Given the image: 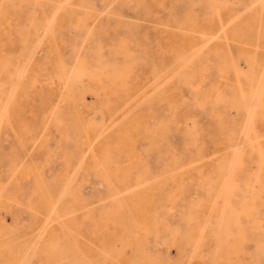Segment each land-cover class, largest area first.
I'll use <instances>...</instances> for the list:
<instances>
[{
	"label": "rangeland",
	"instance_id": "374dc122",
	"mask_svg": "<svg viewBox=\"0 0 264 264\" xmlns=\"http://www.w3.org/2000/svg\"><path fill=\"white\" fill-rule=\"evenodd\" d=\"M259 156L264 0H0V264H264Z\"/></svg>",
	"mask_w": 264,
	"mask_h": 264
},
{
	"label": "bare ground",
	"instance_id": "6f19581e",
	"mask_svg": "<svg viewBox=\"0 0 264 264\" xmlns=\"http://www.w3.org/2000/svg\"><path fill=\"white\" fill-rule=\"evenodd\" d=\"M68 1H69V0H68ZM66 4H67V2H66ZM61 7H62V6H61ZM55 14H56V13H55ZM54 18H55V17H54ZM51 21H52V20H51ZM183 22H184V21H183ZM185 23H186V22H185ZM77 25H78V24H77ZM186 25H187V23H186ZM186 25H184V26H186ZM187 26H188V25H187ZM164 27H165V26H164ZM186 29H187V28H186ZM188 29H190V28H188ZM188 29H187V30H188ZM184 32H185V31H184ZM205 32H206V31H205ZM187 33H188V32H187ZM191 34H192V33H191ZM193 34H194V33H193ZM196 35H197V34H196ZM200 35H201V34H200ZM200 35H199V36H200ZM209 36H210V35H209ZM209 36H207V37H209ZM201 37H202V36H201ZM205 38H206V37H205ZM205 38H204V39H205ZM210 38H211V37H210ZM215 39H216V38H215ZM218 39H219V38H218ZM200 41H201V40H200ZM210 42H211V41H210ZM205 43H206V42H205ZM199 49H200V48H199ZM204 49H205V48H204ZM197 51H198V50H197ZM202 51H203V50H202ZM212 53H213V52H212ZM199 54H200V52H198V55H199ZM185 55H186V54H185ZM208 55H209V54H208ZM209 56H210V55H209ZM100 59H101V58H100ZM189 59H190V58H189ZM211 59H212V57H211ZM230 59H231V58H230ZM190 60H191V59H190ZM231 60H232V59H231ZM28 62H29V61H28ZM211 62H212V61H211ZM211 62H210V63H211ZM232 62H233V60H232ZM184 63H185V62H184ZM232 66H233V65H232ZM234 66H235V65H234ZM234 66H233V67H234ZM253 66H254V65H253ZM186 69H188V68H186ZM244 69H245V68H244ZM118 70H119V69H118ZM205 70H206V69H205ZM235 70H236V69H235ZM184 71H185V70H184ZM192 72H193V71H192ZM200 72H201V71H200ZM204 72H205V71H204ZM186 73H187V72H186ZM18 74H19V73H18ZM199 74H200V73H198L197 75H199ZM201 74H202V73H201ZM236 74H237V73H236ZM104 75H105V74H104ZM209 75H210V74H209ZM206 76H207V73H206ZM196 77H197V76H196ZM196 77H195V78H196ZM200 77H201V76H200ZM200 77H199V78H200ZM203 77H204V75H203ZM199 78H198V79H199ZM213 78H214V77H213ZM218 78H219V77H218ZM183 79H184V78H183ZM190 79H191V78H190ZM196 79H197V78H196ZM203 79H204V78H203ZM203 79H202V80H203ZM202 80H201V81H202ZM199 82H200V81H199ZM153 83H154V82H153ZM212 83H213V82H212ZM214 83H216V81H214ZM192 84H193V83H192ZM192 84H191V85H192ZM193 85H194V84H193ZM193 85H192V86H193ZM239 85H240V84H239ZM181 86H182V85H181ZM238 87H239V86H238ZM217 88H218V86H217ZM262 88H263V87H262ZM179 89H180V87H179ZM181 89H182V88H181ZM204 89H205V88H204ZM182 90H183V89H182ZM240 90H241V89H240ZM192 91H193V90H192ZM195 91H196V90H195ZM190 92H191V91H190ZM194 93H195V92H194ZM200 93H201V92H200ZM241 93H242V90H241ZM196 94H197V93H196ZM201 94H202V93H201ZM207 94H208V93H207ZM205 95H206V93H205ZM226 95H228V94H226ZM226 95H225V96H226ZM189 96H190V95H189ZM199 96H200V95H199ZM199 96H198V97H199ZM207 96H208V95H207ZM242 96H243V95H242ZM180 97H181V96H180ZM182 97H183V96H182ZM202 98H203V97H202ZM225 98H226V97H225ZM260 98H261V97H260ZM182 99H183V98H182ZM185 99H186V98H185ZM185 99H184V100H185ZM197 99H198V98H197ZM208 99H209V98H208ZM202 100H203V99H202ZM194 101H196V100H194ZM9 102H10V101H9ZM183 102H184V101H183ZM187 102H188V101H187ZM196 102H197V101H196ZM201 102L203 103V101H201ZM205 102H206V101H205ZM228 102H229V101H228ZM185 103H186V101H185ZM185 103H184V104H185ZM214 103H215V102H214ZM218 103H219V102H218ZM220 103H221V102H220ZM220 103H219V104H220ZM244 103H245V101H244ZM192 104H193V103H192ZM198 104H199V103H198ZM204 104H205V103H204ZM190 105H191V104H190ZM191 106H192V105H191ZM191 106H189V107H191ZM202 106H203V104H202ZM228 106H229V105H228ZM230 106H231V105H230ZM232 106H233V105H232ZM193 107H194V106H193ZM195 107H196V106H195ZM195 107H194L193 109H195ZM203 107H204V106H203ZM203 107H202V109H203ZM185 108H187V107H185ZM187 109H188V108H187ZM245 109H246V108H245ZM249 109H250V107H249ZM182 110H183V109H182ZM188 110H189V109H188ZM254 110H255V109H254ZM184 111H185V110H184ZM189 111H190V110H189ZM189 111H187V112H189ZM183 113H185V112H183ZM216 113H218V112H216ZM249 113H250V114H248V115H251L250 110H249ZM252 113H253V112H252ZM217 115H218V114H217ZM248 115H247V116H248ZM215 116H216V115H215ZM216 117H217V116H216ZM216 117H215V118H216ZM252 117H253V115H252ZM211 118H212V117H211ZM222 118H223V116H222ZM249 118H250V116H249ZM213 119H214V118H213ZM250 119H252V118H250ZM183 120H184V119H183ZM217 120H219V119H217ZM223 120H224V119H223ZM219 121H220V120H219ZM225 121H226V119H225ZM220 122H221V121H220ZM226 122H227V121H226ZM222 123H224V122H222ZM251 123H252V122H251ZM222 125H223V124H222ZM224 125H225V124H224ZM220 127H221V126H220ZM223 127H224V126H223ZM221 128H222V127H221ZM224 128H225V127H224ZM196 129H197V128H196ZM222 129H223V128H222ZM248 130H249V129H248ZM254 132H255V131H253V133H254ZM225 133H226V132H225ZM246 134H247V133H246ZM255 134H256V133H254V135H255ZM243 135H244V134H243ZM243 135H241L240 137H242ZM254 135H253V137H254ZM248 136H249V134H248ZM243 137H244V136H243ZM243 137H242V138H243ZM254 138H255V137H254ZM258 138H259V137H258ZM243 139H244V138H243ZM243 139H242V141L244 142L245 140H243ZM256 139H257V137L255 138V140H256ZM240 140H241V139H240ZM242 141H241V142H242ZM247 141L249 142L250 140H247ZM251 141H252V140H251ZM256 141H257V140H256ZM257 142H258V141H257ZM257 142H256V143H257ZM245 143H247V142L245 141ZM245 143H243V145L247 146ZM258 144H259V143H258ZM238 145H239V143H238ZM248 145H252V144L250 143V144H248ZM245 146H244V147H245ZM242 147H243V146H242ZM242 147H241V149H242ZM252 147H253V146H252ZM259 147H260V146H259ZM252 149L255 150L254 147H253ZM257 149H258V148H257ZM239 150H240V148H239ZM241 151H242V150H241ZM259 152H260V150H259ZM259 152H258V153H259ZM239 153H240V151H239ZM260 154H261V152H260ZM261 155H262V154H261ZM259 157H260V156H259ZM240 158H241V157H240ZM260 158H262V156H261ZM260 158H259V159H260ZM262 160H263V158L261 159V161H262ZM263 162H264V160H263ZM263 162H261V163H263ZM262 165H264V164H262ZM238 167H240V166L238 165ZM238 167H237V168H238ZM221 171H222V167H221ZM223 171H225V170L223 169ZM225 183H226V182H225ZM224 185H225V184H224ZM225 190H226V189H225ZM224 219H225V218H224ZM220 234H221V233H220ZM200 240H201V239H200Z\"/></svg>",
	"mask_w": 264,
	"mask_h": 264
}]
</instances>
